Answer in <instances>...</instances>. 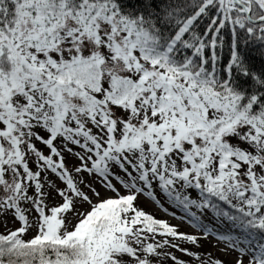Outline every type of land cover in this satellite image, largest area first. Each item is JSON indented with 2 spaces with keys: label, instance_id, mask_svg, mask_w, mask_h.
<instances>
[{
  "label": "snow or ice",
  "instance_id": "6c2138e0",
  "mask_svg": "<svg viewBox=\"0 0 264 264\" xmlns=\"http://www.w3.org/2000/svg\"><path fill=\"white\" fill-rule=\"evenodd\" d=\"M242 44L264 49V0H0V216L20 224L0 264H225L179 243L210 237L264 264V70ZM157 190L199 234L139 207Z\"/></svg>",
  "mask_w": 264,
  "mask_h": 264
},
{
  "label": "rangeland",
  "instance_id": "374dc122",
  "mask_svg": "<svg viewBox=\"0 0 264 264\" xmlns=\"http://www.w3.org/2000/svg\"><path fill=\"white\" fill-rule=\"evenodd\" d=\"M42 148V150L46 151V149H43L42 145H38ZM78 150V149H77ZM66 163L69 168H72L79 164V161L71 155L66 154ZM119 187V185H118ZM123 192V190L121 189ZM107 195H110V193H106ZM138 201H141L142 204L148 209L153 211V213L157 214V217L159 219L168 221L172 225L178 226V229L180 232L188 233V234H199V231L193 229L192 227L188 226L190 225L187 222H180L178 221L177 217L171 216L167 211H161L158 209L153 203L149 202L147 199H145L143 196H140ZM142 206V205H141ZM142 206V207H144ZM172 212H175L171 209H168ZM177 215V214H176ZM20 226L19 222L15 221L11 215H5L0 216V229L4 231H12L17 229ZM36 234V229L33 228L30 231H28L24 237H33ZM159 238V237H158ZM179 242V241H178ZM180 246L182 248L189 249L192 253H197L201 258H208V255L211 254V256L219 258L225 262V264H235V259L237 256V253L230 252L227 255H225L221 249L224 248V245L221 243H218L215 238H208V239H201L199 241V245H192L187 242H179ZM175 256H177L180 260L187 262V264H199V262L194 259L192 256L185 255L184 253L180 251H176L175 249H169ZM248 258L245 257V264H247ZM164 264H173V261L171 259H166L164 261Z\"/></svg>",
  "mask_w": 264,
  "mask_h": 264
},
{
  "label": "trees",
  "instance_id": "16d2710c",
  "mask_svg": "<svg viewBox=\"0 0 264 264\" xmlns=\"http://www.w3.org/2000/svg\"><path fill=\"white\" fill-rule=\"evenodd\" d=\"M189 11H192L189 9ZM210 20L208 17H202L198 22H197V31H199L201 34H203L204 30L206 29L207 25L209 24ZM230 40V36L228 34H225V46L221 52V55L223 57L221 63H227L230 55V49L228 47V41ZM241 52L244 54V56L247 59V62L249 65L256 71H261L264 70V49H260L258 46H244L243 44L241 45L240 48ZM241 83H244V81H241ZM118 171V169H117ZM123 190V189H122ZM156 195L160 201V204L155 203L154 201L146 198L143 196L145 199H147L149 202L153 203L158 209L161 211H167L171 216L177 217L178 221L180 222H187V220H181V216H185L184 209L182 207L177 206L176 204L172 203L170 198H167L164 194H162L159 190H157ZM191 195L193 198L196 197L197 193L195 191L191 192ZM139 207L143 208L146 212L153 214L156 218L157 214L153 213V211L148 210L141 201H137ZM144 207H142V206ZM168 209H171L175 212H172ZM193 211H196V209H192ZM174 214V215H173ZM177 214V215H176ZM199 214V213H198ZM159 219V218H158ZM202 219L204 220L205 223H208L210 227L213 226V214L210 210L206 211V213L203 215ZM188 223V222H187ZM198 231V229H197ZM9 231H4L0 229V234H7ZM25 240H29L32 237H24Z\"/></svg>",
  "mask_w": 264,
  "mask_h": 264
}]
</instances>
